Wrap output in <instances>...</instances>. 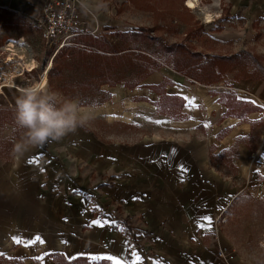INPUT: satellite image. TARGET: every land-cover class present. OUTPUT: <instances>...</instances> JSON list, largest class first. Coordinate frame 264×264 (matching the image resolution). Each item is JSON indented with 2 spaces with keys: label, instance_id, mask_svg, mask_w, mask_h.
Returning <instances> with one entry per match:
<instances>
[{
  "label": "rangeland",
  "instance_id": "374dc122",
  "mask_svg": "<svg viewBox=\"0 0 264 264\" xmlns=\"http://www.w3.org/2000/svg\"><path fill=\"white\" fill-rule=\"evenodd\" d=\"M89 1H83V10L87 8L91 12L92 8L94 14L103 23L113 26L115 31L152 29L151 36L163 38L169 46L182 43L190 52L210 58L246 52L256 57L264 67V17L253 11L256 1L264 9V0H243L239 6H234L233 0H199L194 9L185 5L187 0H146L142 4H148V10L133 5V1L139 4L140 0ZM206 14L210 15L209 21ZM6 16L4 21L11 19V16ZM8 24L9 27H3L0 23V47L9 39H23L31 52L29 55L25 52L19 54L22 61L14 58L18 63L15 66L20 70V74L13 78L18 91H2L0 107L15 109L21 89L40 83L44 75L45 84L60 93L55 90L50 69L45 73L52 65L49 58L54 48L46 47L39 39L37 30L23 18L20 22L17 20L14 24ZM30 55L36 68L28 72L25 66L30 63ZM166 68L162 67L163 70ZM160 69L153 68L146 78L148 82L153 80L150 85L144 83L145 79L133 89L125 88L123 84L113 88L103 86L101 89L110 94L109 100L93 104L94 119L59 141L29 147L20 154L14 152V145L21 140V133V138L13 141L11 151H5L0 146V170L10 171L5 173V178L7 174H14L18 178L13 182L12 190L7 187L4 190L5 199L12 200L14 193L16 199L27 195L29 188L30 196L32 190L35 192V196L30 198L36 202L32 204L36 213L28 224L25 221L4 220L7 224L0 237L3 243L0 245V264H85L75 261L79 258L86 259V264H111L107 259L108 241L114 239L116 244L121 245V250L125 244L135 250L141 249L143 244L149 246L144 255L149 259L155 258V240H151L152 235L147 232V224L137 210L139 205L135 204L133 214H130L126 203L121 200L122 196L114 192L129 178L125 165L137 164L136 159L118 152L119 147L139 148L138 145L143 143L142 138L158 133L157 127H162L157 122L161 121L160 118L169 122L187 117L183 108L176 112L178 116L158 112V96L151 88L144 86L158 85L167 79L161 77L163 71ZM187 82L196 86L190 88L205 86ZM218 83L228 88L221 89L223 93L218 98L219 102L224 103L225 97L233 94L237 100L264 107L263 81L241 79L230 73ZM211 93L214 92L209 91L208 94ZM12 130V126L5 125L0 139L12 140ZM259 130L255 133L256 144L251 139L241 141L245 146L249 144L248 150L253 147L255 155L264 151V120L259 123ZM223 136L217 135V140ZM237 146L238 141H235V146L225 155L235 153ZM211 150H215V147L212 146ZM48 151L57 156L54 160L59 164L51 166L43 158ZM12 166H15L16 172H11ZM229 168V179H232L236 168ZM138 189L139 184L136 191ZM108 226L114 237L107 233ZM213 227L214 231L204 239L213 251L214 260L218 259L217 250L225 249L233 257L230 264H264V177H260L258 184L252 188L238 193L213 222ZM190 256L184 260H192ZM180 257L184 261L186 255L182 256L181 253ZM136 264L147 262L142 263L139 257ZM173 264L186 263L179 261Z\"/></svg>",
  "mask_w": 264,
  "mask_h": 264
},
{
  "label": "crops",
  "instance_id": "0c3cea01",
  "mask_svg": "<svg viewBox=\"0 0 264 264\" xmlns=\"http://www.w3.org/2000/svg\"><path fill=\"white\" fill-rule=\"evenodd\" d=\"M42 1L0 0V12L14 14L31 24L27 19L28 14L35 16ZM83 1L87 3L89 0H77L83 34L98 37L115 32L116 29L103 23L92 8L91 12L87 8L83 10ZM233 1L236 6L243 0ZM254 7V13L264 17L261 4L258 6L256 1ZM105 28L112 30L105 31ZM160 70L163 71L161 77L165 76L174 84L166 88V93L185 100L183 113L187 117L185 120L169 122L164 118H160V122L156 119L162 127H157L158 133L142 138L143 143L138 145L139 148H124L122 145L119 150L116 149L136 159L137 164L125 165L129 178L114 192L122 196L121 200L126 203L125 207L130 214H133L134 205H139L137 210L147 224V232L152 235L151 240H155L157 255L154 259L145 256L149 246L144 244L138 250L125 244L121 250V245L116 244L114 239L108 241V257L115 259H107L111 264H116V261H120V264H136L137 256L142 263L147 264H173L179 261L186 264H225L221 260L213 259V251L206 245L204 238L214 231L213 222L238 193L252 188L258 184L260 177H264V151L255 155L253 147L248 150L249 144L245 146L241 142L244 139H251L255 144L258 142L254 138L255 133L260 131L259 123L264 120V107L252 102L260 111L250 113L243 119L238 116L226 117L227 108L218 101L225 86L218 83L211 87L198 85L200 88H190L196 87L188 84L187 81L190 80L170 69ZM145 81L147 85L153 83L152 79L150 82L147 79ZM235 86L236 84L233 85ZM209 91L214 93L209 95ZM160 131L166 132V135ZM222 134L224 136L217 140V135ZM235 141H238V149L226 156L235 146ZM212 146L215 150H211ZM49 152L43 154V158L51 166L59 164L54 160L57 156ZM228 166L236 168L232 179H229ZM11 168L12 173L16 172L15 166ZM58 170H61L60 167ZM8 172L10 171L0 170V237L6 230L4 228L7 223L4 220L25 221L28 224L36 213L33 206L36 202L30 198L35 196L32 189L31 196L28 188L27 195L18 196L16 199L14 193L12 200L5 199L6 187L11 189L13 182L18 180L14 174H7L5 178V173ZM138 184L139 191H136ZM108 230L109 236L114 237L109 226ZM0 245H3L1 240ZM181 253L182 256L186 255L183 260L190 255L192 260H180Z\"/></svg>",
  "mask_w": 264,
  "mask_h": 264
},
{
  "label": "trees",
  "instance_id": "16d2710c",
  "mask_svg": "<svg viewBox=\"0 0 264 264\" xmlns=\"http://www.w3.org/2000/svg\"><path fill=\"white\" fill-rule=\"evenodd\" d=\"M140 1L139 4L133 1V5L141 10L150 8L148 4H142L146 0ZM6 14L11 19L4 21ZM17 20L20 22V17L0 12L3 27H9V22L14 24ZM110 30L105 28V31ZM151 32L152 29H137L130 32L115 31L98 37L81 34L70 39V45L62 46L55 53L49 68L51 80L53 78L55 81V90L64 97L80 100L82 106L98 105L109 100L110 94L101 89L103 86L113 88L123 84L125 88L133 89L157 67H167L191 83L205 86L222 81L230 73L241 79L264 82V67L249 53L210 58L190 52L182 43L169 46L163 38L151 36ZM173 85V82L165 79L161 84L144 87L151 88L158 96L156 106L159 113L178 116L176 112L183 108L185 100L166 93V87ZM223 104L227 108L226 117L243 118L260 111L257 105L237 100L233 94L227 95ZM5 125L13 127L12 140L0 139V146L5 151H11L13 141L24 135V130L16 124L15 109L0 107V135ZM21 133L23 135L20 137ZM75 261L86 264L84 258Z\"/></svg>",
  "mask_w": 264,
  "mask_h": 264
},
{
  "label": "clouds",
  "instance_id": "9594fccd",
  "mask_svg": "<svg viewBox=\"0 0 264 264\" xmlns=\"http://www.w3.org/2000/svg\"><path fill=\"white\" fill-rule=\"evenodd\" d=\"M94 113V105L85 108L80 100L62 97L45 83L22 88L15 102V121L24 135L14 152L22 154L29 147L59 141L94 119Z\"/></svg>",
  "mask_w": 264,
  "mask_h": 264
},
{
  "label": "built area",
  "instance_id": "2783aa9c",
  "mask_svg": "<svg viewBox=\"0 0 264 264\" xmlns=\"http://www.w3.org/2000/svg\"><path fill=\"white\" fill-rule=\"evenodd\" d=\"M27 19L39 33V39L43 41L44 45L49 49L54 48L49 58L50 62L62 46L70 45V39L84 32L81 30L83 23L77 10V0H43L38 13L35 16L28 14ZM24 52L29 55L31 50L23 39H9L4 43V46L0 47V93L6 89L18 91L13 78L20 74V70L15 66L18 63L14 58L22 61L19 54ZM28 60H32L31 55ZM12 61L14 62L12 63ZM226 251L218 249L216 257L225 264H230L233 257Z\"/></svg>",
  "mask_w": 264,
  "mask_h": 264
},
{
  "label": "bare ground",
  "instance_id": "6f19581e",
  "mask_svg": "<svg viewBox=\"0 0 264 264\" xmlns=\"http://www.w3.org/2000/svg\"><path fill=\"white\" fill-rule=\"evenodd\" d=\"M198 1L199 0H187L186 1V3H185V5L188 7V8H190V9H194V8H196L197 7V4H198ZM209 18H210V15H208V14H206V20L207 21H209ZM30 63L29 64H27L25 67L27 68L26 70L29 72V71H31V70H33V68H35L34 67V63H33V61H29ZM52 62V61H51ZM51 62L49 63V64H51ZM47 68V67H46ZM49 68H50V65H49V67L45 70V73L49 70ZM40 83H47V82H45V75L41 78V82Z\"/></svg>",
  "mask_w": 264,
  "mask_h": 264
},
{
  "label": "snow or ice",
  "instance_id": "6c2138e0",
  "mask_svg": "<svg viewBox=\"0 0 264 264\" xmlns=\"http://www.w3.org/2000/svg\"><path fill=\"white\" fill-rule=\"evenodd\" d=\"M108 259H115V258H112V257H108ZM139 260V257L137 256V261ZM116 264H120V261H116Z\"/></svg>",
  "mask_w": 264,
  "mask_h": 264
}]
</instances>
